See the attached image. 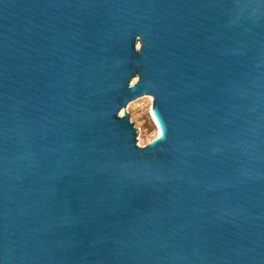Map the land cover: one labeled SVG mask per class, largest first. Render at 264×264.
<instances>
[{
    "label": "water",
    "instance_id": "95a60500",
    "mask_svg": "<svg viewBox=\"0 0 264 264\" xmlns=\"http://www.w3.org/2000/svg\"><path fill=\"white\" fill-rule=\"evenodd\" d=\"M0 264H264V0H0Z\"/></svg>",
    "mask_w": 264,
    "mask_h": 264
},
{
    "label": "rangeland",
    "instance_id": "374dc122",
    "mask_svg": "<svg viewBox=\"0 0 264 264\" xmlns=\"http://www.w3.org/2000/svg\"><path fill=\"white\" fill-rule=\"evenodd\" d=\"M136 47L141 48V42L138 41ZM139 79V74H136L131 84H134ZM154 103V96L151 94L143 95L137 99H134L128 103L127 106L122 108L119 112L120 116L129 114L131 121H135L134 127L136 129L137 144L140 146H146L159 137L158 127L152 118L151 109Z\"/></svg>",
    "mask_w": 264,
    "mask_h": 264
},
{
    "label": "bare ground",
    "instance_id": "6f19581e",
    "mask_svg": "<svg viewBox=\"0 0 264 264\" xmlns=\"http://www.w3.org/2000/svg\"><path fill=\"white\" fill-rule=\"evenodd\" d=\"M152 110H153V107H152V109H151L152 118L154 119V121H155V123H156V125H157V127H158L159 135L161 136V135L163 134V132H160V131H161L160 126H159L157 120L155 119V117H154V115H153V113H152ZM160 136H159V137H160Z\"/></svg>",
    "mask_w": 264,
    "mask_h": 264
}]
</instances>
